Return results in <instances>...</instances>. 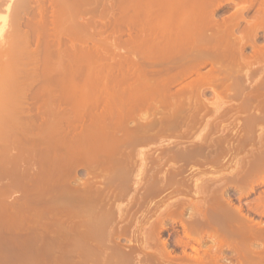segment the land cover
Here are the masks:
<instances>
[{
  "label": "bare ground",
  "instance_id": "6f19581e",
  "mask_svg": "<svg viewBox=\"0 0 264 264\" xmlns=\"http://www.w3.org/2000/svg\"><path fill=\"white\" fill-rule=\"evenodd\" d=\"M49 1L55 8L51 18L46 17L40 5L37 20L31 18L32 21H26L25 26L30 30L20 32L23 43L20 58H25V65H28L22 74L26 78L34 77L28 87L30 89L37 82H44L40 83L42 86L33 94V98L50 95L42 104L43 111L39 108L41 113L38 111L40 114L31 117L32 125L28 124L30 129L27 126L25 130L37 128L36 123L40 121L38 127L45 128L42 131L46 135L50 133V139L44 135L50 142L54 140L51 139L54 133L58 135L64 132V137H68L71 136L68 134L71 127L74 130L81 127L75 156L67 158L69 155H64L60 150L44 163L43 174L36 173L44 175L42 177L49 182L48 186L54 188L55 207L67 215L69 229L66 228V231L70 232L71 239L70 261L74 260V264H136L134 258L137 257L133 252L126 253L115 245V238L120 232L133 224L129 223L132 220L127 219L128 213L132 209L134 212L131 214L135 215L142 209L145 211L142 220L136 222V228L141 230L146 226L147 230L142 231L152 242L155 241V233L169 229L167 217L173 212H179L180 216L183 213L184 217L186 206L190 205L193 212L180 222L187 241L177 237L176 243L184 244V248L191 247L192 253L184 251L182 263L177 260L176 264H264V222L252 218L264 219V190L257 193L258 188L264 186V127L261 125L264 124V77H259L261 81H257L255 91L249 92L247 101L237 106H232L229 98L232 84L227 81L230 76L222 77L225 73L232 76L241 66L247 69V81L252 76L264 74V45L256 44L258 32L264 30V0H243L246 5L243 4L236 15L223 19L217 18V9L226 3H236L235 0H168L166 2L172 6L167 7L175 11L168 9L171 15L165 14V18L157 17L155 9L152 11L157 15L152 13L153 18L147 14L151 7L146 6L153 4L152 8L157 9L161 0L159 4H154V0L149 1L153 3H147L148 0H118L115 5L111 3L107 7V1L103 0ZM256 1L259 3L256 20L244 28L240 37H236L235 29L241 21H246L244 13L253 8ZM138 5L142 10L145 7L144 12H137V16L125 15L130 8L137 9ZM103 6L105 10L118 7L123 13L121 22L136 24L137 27L133 31L112 29L111 36L107 37L103 28L92 29V26L98 25L92 23L93 20L90 22L94 24L92 26L88 22L76 21V12L84 14L85 9L87 13ZM125 34L128 38L122 40ZM32 43L36 45L35 50H30ZM248 45L253 48V54L246 57L244 50ZM29 64H33L30 69ZM207 65L210 66L209 72L201 73V69ZM56 73L65 76L68 81L61 88L66 87L63 100L71 99L69 104H73L74 117L69 114L71 111L67 113L70 121L65 115L66 111L63 114V111L59 113L54 110L57 99L52 91L54 83L60 80ZM78 74L82 76L78 77L80 81H77ZM40 77L43 81L37 79ZM35 79L37 82L34 85ZM206 87L212 88L215 94L210 104L202 102V92ZM228 98L231 105L226 101ZM259 98L262 100L257 107L260 106L261 110L255 112L252 100ZM206 105L214 108L215 116L228 107L221 113L224 115L221 119L242 111L248 113L247 123L242 129H245V137L240 135L241 139H236V142L234 136L238 133L234 132L237 134H233V142L229 140L226 143L224 152L221 149L223 153L233 155L228 165L230 171L226 175L221 174L224 166L219 155L210 154L215 148V139L208 135L212 122L203 126L196 141L191 139L193 141L186 143L199 130L197 123ZM143 109L146 115H138ZM135 118L141 122L129 125L128 121ZM63 123L70 129L63 127ZM216 126L213 127L215 130ZM207 129L209 132L204 134ZM63 134L60 136L63 137ZM166 134L178 137L179 141L165 142ZM40 138L42 141L43 135H38L39 142ZM34 140V137L26 138V142L32 143ZM88 140L95 142L94 149L83 148ZM0 141L3 143V138ZM26 142L17 144L24 146ZM153 142H159L162 147L161 153L155 157V152L152 154L148 147L147 150L141 147ZM247 144L251 145L250 151L245 150ZM3 145L6 148L19 147L13 141L6 140ZM242 147L245 148L244 152ZM245 151L244 156H238ZM205 162L218 165L217 169H213L214 174L218 175L209 178L208 173L200 170L201 175L196 179L182 177L186 164L201 165ZM80 166H85L87 173L84 181H79L80 184L73 187L70 181L76 173L78 176L77 168ZM22 168L19 165L12 169L7 167L3 174L11 185L33 186L36 174L33 177L27 175L26 169ZM191 182L194 186H188ZM169 189L172 195L167 199L144 207L149 197L155 198ZM230 190L235 191L237 196L233 195L238 197L239 205L235 204L234 196L229 195ZM130 193L131 204L124 207L119 205L117 201ZM253 193L258 196L241 204L243 198ZM173 196L176 199L170 201ZM189 196L194 199H188ZM59 229L56 230L58 235ZM167 242H163L162 247L157 245L150 255L141 254V257L147 258L148 264H175L173 250L168 249ZM191 242L195 245H191ZM57 247L56 250L59 249ZM228 250H232V256L227 254Z\"/></svg>",
  "mask_w": 264,
  "mask_h": 264
},
{
  "label": "rangeland",
  "instance_id": "374dc122",
  "mask_svg": "<svg viewBox=\"0 0 264 264\" xmlns=\"http://www.w3.org/2000/svg\"><path fill=\"white\" fill-rule=\"evenodd\" d=\"M103 1H105V2L107 1L106 2L107 3L106 7H107V5L110 6L111 3H114V5H115V3H117L118 0H103ZM142 1H144V0H142ZM149 1L150 0H148L147 3ZM159 1L160 0H154L153 2H154V4H155V2H157L159 4ZM166 1H168V0H161L160 1V2H162V3H160L161 5L156 4L159 7V8L157 7V9L155 6H154L155 8H152L153 4H151L152 6H149V5L146 6V8L147 7L152 8V9L148 8L149 10L147 9L148 11L151 12V13L149 12L150 14L147 13L149 15V17H152V13L155 12V11L154 12L152 11L154 9L158 13V15L156 13H154L153 15L156 14L157 17L165 18L164 17L165 14H166V16H168L169 14L171 15V13L167 12L168 9H169V11H170V9H171V11H175V10L172 9V7H167V5L169 6L171 4H168V2H166ZM169 1H171V0H169ZM235 1L237 4L230 2V3H226L221 8L217 9L218 10V11H216L217 18H219V19L230 18V17H233L234 15H236L240 11L241 6H243V4H245V3H243V0H235ZM257 1L260 2V0H257ZM257 1H256V5L253 6V8H250L249 11H246L244 13V17H245L246 21H244V20L241 21L239 26L235 29V33L237 35L236 37H238L239 34L240 35L243 34L241 32L244 30V28H246L249 23L256 20L255 19L256 13L259 10V7H258L259 3ZM144 2H142V3L144 4ZM151 2H149V3H151ZM142 3H140L139 5L141 6ZM40 5H41V8L44 10V13L47 15L46 17L50 19L52 13L54 12L53 10L55 8L50 3L49 0H39V2H38V0H25V1L24 0H0V135H2V137L0 136V140L3 138V143H2V141H0L2 143V144H0V263H5V264H74L75 263L74 260H72V259H71L72 262L70 261L71 254H69V253L71 252V249H70L69 244H70L71 239H69V237H70L69 233L70 232L66 231V228L69 229L68 219L66 218L67 215H65L64 212H59L58 209H56V207H55V204L53 202L54 201V196H53L54 188L52 189V186H48L49 182H46L44 177H42L44 175H40V174H36V173H41L42 167L44 166V163L50 161L51 156L53 157L54 155H56V152L58 153V152H60V150H62V152L65 153L64 155H67V154L69 155V157L66 156L67 158H72L70 156H75V154H76L75 151L78 150L77 149L78 143H76V141H77L78 135H81V133H80L81 127L79 126L80 128H76L77 129V132H76L75 131L76 129L74 130V128L72 129V127H71V129H72L71 130L69 128L70 126L68 127V126H66L65 123H63V125H64L63 127H65V128L68 127V130L70 129V131H71V133L70 132L68 133L71 135V136H68L70 138H68L66 136H65L66 137L65 138L64 134H63L64 132L61 134H58L59 136L57 135V133H54L53 134L54 136L51 139L54 138L55 141L53 140L50 142L48 141L50 139V136L48 134H50V133L47 132V135H46L45 132L43 133V131H42V130L45 131V128L39 129V127H38V125L41 124L40 121L36 123L38 129L36 127H33L31 130H29L30 126L32 125L31 124L32 123L31 117H35V115L40 112L39 108H41V111H43L42 104L46 99H49V97H50V95H48V94H44V95L42 94L39 98H33V94L40 89L39 87L42 86L41 84H43L44 82H40L41 83L40 84L35 79L34 85L36 84V82L38 84L36 86H34L33 88L29 89V87H28L29 83L32 82V79L34 77H31V78L27 77L28 78L27 79L25 74H22L23 73L22 71L24 69L26 70L27 69L26 67L28 65H25V62H27V60H25V58H20V50H22L21 47L23 46V43L21 44L22 38L20 37L21 36L20 32L22 34V32L30 30V29H28V27L26 28V26H25L26 21H28V20L32 21L31 18H33V20L35 19V21L37 20L36 18L38 16ZM139 5L137 6L139 9L137 7H135L138 10L134 9V8H130L127 12H125V15L137 16V12H144L145 7L143 6V10H142V7L140 9ZM145 5H147V4L145 3ZM102 8H99V9L94 8V10L87 11V13L85 12L86 11V9H85V10H83L84 14L76 12V21L81 22V23H87V22L90 23L93 20L92 23H95V24L98 23V25H100V26L98 27V25L95 26L94 24L90 23L91 26L94 25V28L92 26V29H98V28L102 29L103 28L104 36H107V37L111 36V30L112 29H125V30L131 29L133 31V29H135L137 27L136 24L122 23L121 22V17L123 16V13L121 12V10L118 7H115L113 10L111 8H108L106 10H105V7L103 9ZM96 9H97V12L95 11ZM145 11H146V9H145ZM159 13H160V15H159ZM257 35L258 36L256 37V41H257L256 44L259 46L264 45V30L263 31L260 30ZM126 38H128V35L126 36V34L124 35L123 38L121 37L122 40H124ZM32 45L30 47L31 48L30 50H33V49L35 50V46H36L35 43H32ZM252 52H253V48L250 47V45L245 47L244 53H246V55H245L246 57L251 56L253 54ZM29 65H30V67H28V69H30L31 66L33 67V64H29ZM254 68L256 69L257 65H255ZM237 69L233 72L232 76L230 73H228V74L225 73L224 75H222V77H225L228 75L230 76V77L228 76L229 78H228L227 82L232 84V90H230V96H229L231 101L229 98H228L229 100L227 99L226 101L232 102L233 103L232 106H237L236 104H240V103L247 101V95L249 94V92L255 91V89H254L255 86H257L258 82L261 81L259 79L261 77L263 79V77H264L263 76L264 74H262V75L259 74L260 76L257 74L258 78H257V75L252 76L250 78V80L247 81V79H249V78H247L245 75V71L247 70L246 67L241 66L238 69V71H237ZM209 70H210V66L207 65L201 69V73L206 74L209 72ZM58 75L59 74H57L56 76H58ZM59 76H60V80L58 83H54V89L52 91L53 97H55L57 99V103L55 104L54 110H55V112L59 111V113H61V111H63V114H65L64 111H66L65 115H67V113H69L71 111L69 114H72L71 116L73 118L74 114L72 113L73 110L71 109V106L73 108V104L72 103H71L72 105L69 104L71 102V99H70V101H69V99L66 101L63 100V93L65 94L66 91L64 92V90L66 89V87L61 88V85H66L68 81L65 79L66 78L65 76L62 77L61 74ZM241 76L246 77V78L243 79V77H241ZM78 77L81 78L82 76L80 74H78V76H77V81H80V79ZM236 77L237 78L239 77L238 78L239 81L237 80ZM240 78L242 79V81H240L241 80ZM252 78H253V80H252ZM37 79H40L41 81H43L41 79V77L37 78ZM246 82H249V83H246ZM233 84L235 86H233ZM177 88H179V87H177ZM214 96H215L214 90L212 91V88L206 87V88H204V92H202V97H203L202 99L204 101L202 99L201 100H202V102L206 101L205 103L210 104L214 100ZM74 98L76 99L75 95H74ZM261 100H262L261 98H259L258 100L257 99L252 100L253 106L256 109L255 112L257 110H261L260 106L257 107V103ZM230 102L228 103L229 105H231ZM56 105L59 106L60 109L58 107H56ZM227 108L228 107H224L222 109L221 113L225 112L227 110ZM213 110H214V108L210 107V105L209 106L206 105V109H203V112H201L200 121L197 123L198 124L197 127H200L199 130H196L197 133L195 132L196 134L193 135L190 139H188L186 141V143L189 142L191 139H193V140L195 139L194 141H196V137H198L200 131L203 130L202 129L203 126L205 124L212 122L210 124L211 131H210V134H208V135H210V138L215 139V140H213L214 141L213 145H215V148H213V151H211L210 154L215 155V156L219 155V158L223 162V166H224V167L222 166L224 169L222 167H220L219 169L222 168L223 170H221V174L226 175L230 171V168H228V165L230 164V161L232 160L233 155L229 154V153H226V154L223 153L224 149H225L224 146H226V143L228 144L229 140H230L229 142H233V140H231V139H234L232 136H234L235 134L238 133L236 136H234V137H236L235 140L241 139L240 135H242V134L244 136V134L246 132H244L245 129L244 130H242V129L245 127V124L247 123L246 121L248 119V113L245 111L244 112L242 111L241 113L232 115V117L227 116L226 118H222L223 119L222 120L220 117H224V115L223 114L221 115V113H220V115L215 116L214 115L215 113ZM27 113H28V115H27ZM29 113H30V115H29ZM145 113H146V110L143 109L138 115L144 116V115H146ZM217 116H219V117H217ZM67 117H68V120L70 121L69 115H67ZM63 119L66 120L65 116ZM68 120H66L65 122H67ZM130 120L128 121V123L131 126L136 124V122L137 123L141 122V120H138L136 118L130 119ZM215 122L217 124H213ZM86 123H88V122H86ZM28 124L29 125L31 124V125L29 126ZM213 125H215V126L218 125V127L216 126V128H217L216 130L214 129L215 126H213ZM261 125L264 127V124H261ZM27 126L29 127L28 130L30 132L28 130H25L27 128ZM262 126H260V127H262ZM227 129L230 132H228ZM68 130L65 129V131H67V132H68ZM72 131L75 133H73ZM207 132H209L208 129L206 132L204 131V134H206ZM234 132H237V133H234ZM222 133H224V134H222ZM30 134H32V136L35 138V140L32 141V143L27 141L28 142V144H27L26 138H31V139L33 138V137H31ZM33 134H35V135H33ZM62 134H63V137L60 136ZM38 135L39 136L43 135L42 141L40 138L41 144H39L40 142L38 139ZM44 135L46 137H48L49 139L47 140V138H45ZM65 135H67V134H65ZM230 136H231V138H230ZM207 137L209 138V136H207ZM44 138L47 141H45ZM62 139H63V141H62ZM4 140H6L8 142L13 141L19 147L14 146V147L6 148L3 145ZM58 140H60L61 142L60 141L58 142ZM163 140L167 143L168 142L174 143V141H176V142L179 141L178 137L176 138V136L171 135V134H166L164 136ZM193 140H191V141H193ZM222 140H223V142H222ZM237 140H236V142H237ZM19 142L20 143L26 142V144L25 145L23 144L24 146H22V145L20 146V144H17ZM36 142H37V144H36ZM44 143H46V145H44ZM94 144H95L94 141L91 143L90 140H88L85 142V146L83 148L87 149V150L94 149L95 148ZM149 144H150L149 146L147 144V145H144L141 147L143 149H146L148 147L147 148L148 151H150V153L153 152L152 154H154V152H155L156 154H154V157H155V155H159L161 153L160 150H162V147L159 146L160 145L159 142H153V143H149ZM219 145H221L223 148H220L221 146H219ZM47 146L50 148H48ZM57 146H59V147H57ZM216 146H219V147H216ZM245 146H243V147H245L246 149L242 147L243 148L242 152H244V149L246 151H250L251 145L247 144ZM27 147H30V148H28V150H27ZM60 148H63V149H60ZM21 149H23V150H21ZM221 149L223 150V152L221 151ZM246 151H245V153L240 152L238 156H240V157H241V155L244 156L246 154ZM46 152H49V153H46ZM23 159L25 160V162ZM30 160H33V161L31 162ZM21 161L23 163H21ZM28 163L31 167L29 165H27ZM207 163H209V164H207ZM207 163L205 162L204 164L202 163L201 165H199V164L198 165L186 164L184 166V171L182 173V177H184L185 179L187 178V179H191V180L196 179L198 176L201 175L200 170L204 171L206 174L208 173L207 176L209 178H210V176L213 177L216 174V173L214 174L213 169H215L216 167H219V166L215 165V164L212 165L210 162H207ZM17 165L21 166V168L23 167L22 169H26L27 175L32 176V175L36 174L34 176L35 180L33 182V186H19V185L16 186V185L9 184L8 179L3 174V173H5V172H3V170L5 171V169L7 167L12 169V168L16 167ZM214 165H215V167H213ZM166 167H165V169H167ZM199 171H200V173H199ZM77 172H78V176H77V173L75 174V176L77 178L74 176L73 177L74 179H72L70 181L71 185L73 187L74 186L76 187V185H78L79 181L80 182L84 181L83 179L85 178V175L87 173L86 167L85 166H84V168L82 166L78 167ZM41 174H43V173H41ZM202 174H203V172H202ZM216 175H218V174H216ZM36 179H37V181H36ZM80 179H82V180H80ZM188 186H194V183L191 182ZM263 190H264V186L259 187L257 190V193H259ZM257 193H253L248 198H243L241 201V204H244V203L246 204V203H248V201L252 200L253 198H256V196H258ZM233 194L236 195L235 191L230 190L229 195H233ZM171 195H172V190L169 189V190L165 191L162 195L155 196V198L149 197V199L146 201L147 205L145 204L144 207L145 206L149 207V205H151V204L153 206L155 204H159L162 199L165 200ZM130 198H132V193L128 194L124 199L119 200L117 202L119 205H122L123 207L128 206L132 202L130 200ZM233 198H235L234 199L235 204L239 205L240 202L237 200L238 197L236 198L234 196ZM171 199L172 200H170V201H173L176 199V197L173 196V198H171ZM188 199H194V198L189 196ZM133 210L134 209H132V211H130L128 213V217H127L128 221L132 220V222H129V223H133V224H131L126 229H124L120 232L118 237L115 238V245H117L121 249V251L123 249V251H125L126 253L133 252L132 254L135 255L134 257H137L136 259L134 258V260H137L139 262L138 263L137 261H135L136 264H140V262H141V264H146L145 262H147V264H148V261H147L148 259L145 258L144 256L141 257V254L145 255V256L150 255L151 252L154 251V249H157L156 248L157 245L160 244V247H162V243L167 242V241L169 242V243L167 242L168 249L171 251L173 250L172 251L173 252L172 257H173V260L176 259V261H174L175 264H176L177 260L180 261L178 263H182V258H183V256L185 257V254H183L184 251H186L187 254L192 253L190 246H189L190 249L188 247L184 248L183 247L184 244L176 243L177 239H178L177 237H183L182 239L183 240L185 239L184 241H187L183 235L184 231L180 225V222H181V220L186 219L187 216H189V214L191 212H193L192 206H190V205L186 206L187 211L184 212V217H183V213L181 214L182 216H180L179 215L180 213L176 212V211H175L176 213L173 212L169 218L167 217L166 223L169 224V229H166L167 231L162 229L161 232L159 230L157 233H155V235H154L155 241L152 240V242L150 241L149 238H147L148 235L145 232H143V231L147 230L145 228L146 224L145 225L143 224L145 227H143L141 230H137L138 228H136L137 227L136 222H139L138 219L142 220V217H144L145 211H143V209H142L141 212H139L140 214L138 213V215H135L133 213L136 216L135 217V216H133V214H131L132 212H134ZM139 215H140V218H139ZM252 218L254 220H256L257 222H259V221L264 222V219L262 220V219L255 217V216H252ZM136 220H138V221H136ZM65 223H67V224H65ZM64 226H66V227H64ZM171 226H172V229L170 230ZM58 228H60L59 229V235L56 233V230H58ZM143 229H146V230H143ZM141 231H142V234H141ZM175 232H177V234H175ZM57 235H58V237H57ZM56 237L58 239H56ZM143 237H145V239ZM67 239H69V240H67ZM154 242H156V244ZM56 243L58 246H60V248L57 247ZM191 243H192L191 245H195L193 242H191ZM206 245H211V244L207 243ZM55 246L57 248H59L58 249L59 251L56 250ZM52 248H54V250ZM135 251H138V252H135ZM227 254L229 256H232L233 255L232 250H228ZM58 256H61V257L58 258ZM138 256L141 258H139ZM142 258H145V259H143L144 261L142 260ZM149 264H151V263H149Z\"/></svg>",
  "mask_w": 264,
  "mask_h": 264
},
{
  "label": "crops",
  "instance_id": "0c3cea01",
  "mask_svg": "<svg viewBox=\"0 0 264 264\" xmlns=\"http://www.w3.org/2000/svg\"><path fill=\"white\" fill-rule=\"evenodd\" d=\"M0 264H5V263H0Z\"/></svg>",
  "mask_w": 264,
  "mask_h": 264
}]
</instances>
